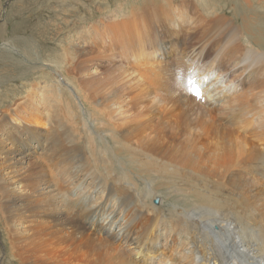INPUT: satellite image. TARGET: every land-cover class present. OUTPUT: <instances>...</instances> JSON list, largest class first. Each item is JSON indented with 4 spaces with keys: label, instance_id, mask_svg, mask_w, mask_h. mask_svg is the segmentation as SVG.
I'll return each mask as SVG.
<instances>
[{
    "label": "bare ground",
    "instance_id": "bare-ground-1",
    "mask_svg": "<svg viewBox=\"0 0 264 264\" xmlns=\"http://www.w3.org/2000/svg\"><path fill=\"white\" fill-rule=\"evenodd\" d=\"M20 1L12 4L13 11ZM100 1L96 14L86 9L80 32H66L64 25L40 27L38 16L36 22L20 17L14 25L15 32L38 41L44 32L54 39L63 32L58 59L68 65L65 73L77 78L71 85L88 113L78 124L65 99L39 94L36 102L43 96L45 103L29 107L33 121L21 120L29 132V126L49 127L48 144L37 143L41 152H21L0 135V222L10 257L18 264H137L123 244L140 247L158 230L164 242L173 238L178 245L177 264H264V31L250 27L243 7L230 9L223 0H205L201 8L167 0L166 18L175 16L171 21L154 18L147 4L134 11L128 0ZM138 21L146 27L140 38L134 34L140 41L117 44L119 60L110 59L106 71L98 70L94 61L117 50L105 41L110 31H122L128 23L137 27ZM150 34L176 38L164 45ZM184 46L182 54L177 51ZM166 51L175 63L170 70L163 66ZM180 78L184 86L174 84ZM191 83L200 88L198 99L188 92ZM42 85L39 92L52 89ZM12 122L17 129L3 131L17 136L21 128L17 119ZM79 126L91 147L85 157L78 149ZM35 154L39 157L30 162ZM145 167L161 178L153 183ZM134 173L147 182L139 197ZM162 187L180 195L169 211L154 200L152 192ZM101 217L98 229L104 236L99 237L94 223Z\"/></svg>",
    "mask_w": 264,
    "mask_h": 264
},
{
    "label": "rangeland",
    "instance_id": "rangeland-1",
    "mask_svg": "<svg viewBox=\"0 0 264 264\" xmlns=\"http://www.w3.org/2000/svg\"><path fill=\"white\" fill-rule=\"evenodd\" d=\"M17 1L18 0H0V115H1V117H3V119L0 120V125H2V123L8 122L7 125L1 126L0 135L2 137H4V140L6 143L14 144L13 146H15L21 152H27V151L36 152L37 151L39 154L41 152L42 148L40 146L37 149L36 148L37 143L39 142V144L40 145L42 144L43 147L45 146V144H48V139L50 138V133H51L49 130V127L47 125L45 127H39V128L37 127V129H39V131L38 130L36 131L35 130L36 126H34V127L29 126L30 127L29 129L31 130V132H29L27 130V128L24 129L25 124H23V122L21 120V119H24L25 122L33 121V119L35 117L34 116L35 111L33 109H30L29 107L34 108V107H37L39 104L42 105L45 103L43 96L40 98L41 99L40 101L36 102V99L38 98L39 94L52 95V97L57 96L56 98H54V97L53 98L55 100H60V101L62 100V98L65 99L68 103H70L69 104L70 108L72 106L71 110H73V114L75 115L73 118L78 124L80 123V120L83 118V114L88 113V108L85 106L83 101L81 102V99L79 98V92H77L75 87L72 86V85H74L77 78L74 76L73 73H71V71H68L69 75L65 73V70H68L69 67H68V65H65L63 63V59H61L62 54H63L62 48H61L62 46L60 47L58 44V43H60V45L65 44L63 41L64 38H62V36H64L63 32L59 33L60 36L57 35L56 39H54L55 35L51 36L47 32H44L43 35L45 37L43 36L39 40L40 41V43H39L38 40H35L33 38L31 39L29 35L26 37V35L20 34L19 32H15L14 31V25L19 22L18 19H20V17L27 18V19L30 18V19H32L33 22H36L35 16H38L42 20V23H39L40 27H44L45 25L48 24V25H51L48 28H51V30H57L59 28L61 29V27H63V25H64L65 27L67 26V29H68V30L66 29V32L67 31H77V30H79L78 32H80L82 30V28L84 27L85 22L88 18V16L85 15V14H87L86 9H89L91 14H93V13L96 14L97 11L103 7L102 6L103 1H100V0H21L20 3L18 2V4L16 5V7L13 11L12 4H14ZM35 1H37V2H35ZM115 1H112L111 3L110 2L109 3L112 4V6H113V5H115ZM166 1L167 0H155V1L154 0H146V1L145 0H138V1L137 0L136 1L135 0H128V4L133 5L135 7V8L133 7L134 11H137L138 5H140V4L146 5L147 4L148 13L149 14L151 13L150 15L153 14V17L155 16L154 18H161L162 17V19H165L166 21H171L175 18V16L172 17V15H170V17H172V18H166V17H167V15H169L168 14L169 6H170V2L172 0H170V2H166ZM185 1H186V3L184 4V6H186L188 8H190V6L201 8L202 4L206 3L205 0H190V1L185 0ZM223 1L225 2L223 4L228 5L230 9H232V7L233 8L243 7V14L248 15V19H249L248 21H249L250 27L253 30L259 29L261 31L262 30L264 31V0H248V1L247 0H223ZM121 2H123V1L120 0L119 3H121ZM154 2L156 4V6H155ZM152 4H154V5H152ZM154 6H155V9H154ZM228 6L225 7V10H227V13H230L231 10L229 8L227 9ZM110 8H112V7H110ZM142 9H143V6H142ZM108 10H109V8H108ZM92 11H93V13H92ZM11 12H12L11 19L8 21L9 14ZM82 19H85V20H82ZM78 20H79V22H78ZM80 21L81 22L83 21V23L81 24ZM52 24H53V26H52ZM187 26H188V24L185 25V29L182 30L181 32L185 31L187 29ZM70 27H71V29H70ZM16 28L20 29L21 25L20 24L17 25ZM137 28H139L141 31H138ZM170 29H174V26L171 25ZM145 30H146V27H144L143 23L141 21H138L137 27L128 23L127 27L125 29H123L122 31H119V32H111L110 31V34L108 35V37H106L105 41L110 46H112V48H115L118 51L115 50V52L113 51L110 53H105L103 55L102 59L94 61V65L98 68V70L106 71L107 65L111 64L110 59H116L117 58L119 60V57H117L115 55V54H119V52H120L119 49L117 48V44H119V43L126 44L127 43L130 46L137 44L140 41V39L134 38V34L138 38H140V34L144 33ZM44 31H46V30H44ZM66 32H64V33H66ZM50 38L51 39L53 38L56 41H54V40L52 41ZM174 38H176V35L166 34L165 38H158V37H156V35L150 34V40H155V42L159 41L160 44L164 43V45H168L167 42L172 41V39H174ZM32 40H34V41H32ZM36 42L39 43V45ZM187 42H188L187 40L182 41V43H185V44ZM47 43H49V44H47ZM54 43H56L57 45ZM147 43H149V42H147ZM50 45H51V47H50ZM56 46H58L59 48H57ZM149 49H151V48H149ZM185 49H186V47L184 46V47L178 48L177 51H179L182 54L185 51ZM52 52L53 53L56 52V53L52 54ZM59 56H61V58H60L61 61H60V59H58ZM54 57H56V58H54ZM165 57L166 58H164L163 66L167 70H170L171 64L173 63L172 62L173 57L171 56V54H168L167 51H166ZM158 58L162 59L161 57H159L158 54H156L155 59L157 60ZM54 60H56V61H54ZM184 61H185V59H184ZM147 62L155 63L153 60H149ZM54 63H56V64H54ZM121 63H122L121 61L115 62L116 65H119ZM140 63L141 62L139 60H137V64H140ZM63 64H64V67H61V66H63ZM173 64H175V63H173ZM56 72H58V73H56ZM59 72L61 75L59 74ZM42 73H43V75H42ZM168 75L169 74L166 75L165 79L169 82V80L171 81L172 78L171 77L167 78ZM18 76H20L22 78H20ZM67 76H69L68 79H67ZM66 81H69L70 83L69 82L67 83ZM179 82H181V84L183 83L182 84L183 86L185 85V83L182 82L181 78L179 79V81L175 82L174 84L176 85ZM71 83H72V85H71ZM39 84H41V85L42 84L43 85L48 84L49 86L51 85L52 89L50 91H49V89H44V90H41L39 92V90H38ZM56 84L58 85V87L61 86L60 87L61 90L55 91L54 85H56ZM167 84L170 87L169 83H167ZM174 84H173V86H174ZM43 85H42V87H43ZM66 86H68V89H66L67 88ZM183 88H185L187 90V84ZM65 90H66V93H64ZM45 91L48 93H45ZM61 91H62V94H61ZM188 92L190 93V86H188ZM76 94L78 95V98H77ZM71 95H72V97H71ZM32 98L34 100H31ZM52 102H53V100H52ZM60 105H62V106L65 105L64 107L67 108V105L65 102H63V104L60 103ZM75 105H77V106H75ZM79 106H80V108H79ZM50 108L51 107L49 106L48 111L50 110ZM29 117L31 118L30 120H28ZM14 119L18 120V122L16 124H19V127L21 129H19V131L16 132L17 136H15V134H10V132H8L9 134L7 135V131H3V130L7 129L8 131H10L9 129H11V131L13 133L17 129L11 125V123L12 124L15 123V122H12ZM10 120H11V123L9 122ZM89 123L91 124L90 125L91 128L95 129L96 125L93 122H89ZM10 126H12V128H10ZM48 131H49V133H48ZM35 132H37V135L35 134ZM34 134L36 137H38L37 140H33ZM8 136L10 137L9 139L7 138ZM76 136L78 138V141H77L78 149H79V151H81L79 153L82 157H85L87 155L86 153H90L91 147H90L89 143H85V141H84L85 140L84 129L82 130V128L80 126H79V129L77 131ZM28 137L31 139H28ZM0 139H2V138H0ZM17 143H26V144L24 146H20ZM27 143H36V144H35V146L33 144L30 147H27ZM86 144H89V145H86ZM99 144L100 143H95V146L98 148V147H100ZM109 147H110V145H109ZM82 151H84V152H82ZM37 152H36V154H37ZM36 154L32 155L33 157L30 158V162L33 161L34 157H36V156L39 157V155H36ZM40 156H43V155H40ZM97 159H98V154L94 155V161L93 162L98 163L99 160H97ZM152 169H154L155 171H161V169H156V168H152ZM145 170H147V172L150 173V175H152L151 180L153 179L152 181H153V183H155L154 181L157 180L155 177H157V176L154 173H156V174H159V173L154 172L147 167H145ZM134 174H135L134 175L135 178L133 177L134 182L138 183L137 184L138 187H136L137 189L135 190V192L137 194V197H139L141 195V192L144 193L145 191H147L145 189V188H147V186H145L147 182L143 181L144 179L139 175V173L138 174L134 173ZM157 178H161V177H157ZM119 180H121L122 183L124 182V180L122 178H120ZM139 180H141L140 181L141 183L139 182ZM160 180L161 179H159V181ZM162 180H163V182L161 184H165L166 180L163 178H162ZM163 188L164 187L156 189L152 193H154L153 194L154 200L159 201V202L161 200V202L163 203L162 204V210L163 211H169V210H171L170 204L176 205L178 203L177 200H179L180 195L178 193H175V191L172 189H169V191L172 190L169 193L166 188H164V189ZM153 189H154V186L149 187V190H153ZM166 196H168V197H166ZM175 199H176V201H173ZM149 200H152V199H146V201H149ZM122 219H123V217H122ZM101 223H102V217L99 218L97 220V222L94 223L96 226V231L94 232V234L100 233L101 235H99V237L104 236V234L99 232V229H98L99 225ZM96 232H98V233H96ZM158 235H159L158 230L151 231V232H149L150 237L148 236L146 238L145 242H142L140 244V247H135V245H129L128 246L127 243H124V242H122V244L124 243L122 247L127 252V254H129L130 259L132 261L136 262L137 264H177V261L179 260L178 245L174 246L175 241H173V238H172V241L170 244V241L164 242L163 238L160 235L159 236ZM2 237H3V231L1 230V222H0V264H18L12 257H10V249L8 248L7 243L4 241V237L3 238ZM152 243H157V245L152 246V248H148V245H150ZM160 245L164 246L165 249L163 248V251L166 250L164 256H163V253L161 252V249L163 246L160 247ZM156 246L160 247L161 249H159V250L154 249V248H156ZM170 251H172L171 257L168 256Z\"/></svg>",
    "mask_w": 264,
    "mask_h": 264
},
{
    "label": "snow or ice",
    "instance_id": "snow-or-ice-1",
    "mask_svg": "<svg viewBox=\"0 0 264 264\" xmlns=\"http://www.w3.org/2000/svg\"><path fill=\"white\" fill-rule=\"evenodd\" d=\"M197 95H199V93H197Z\"/></svg>",
    "mask_w": 264,
    "mask_h": 264
}]
</instances>
